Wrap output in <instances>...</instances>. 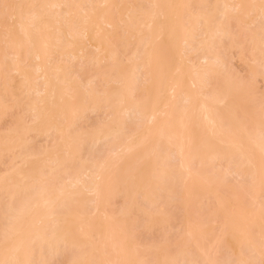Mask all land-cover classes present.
Here are the masks:
<instances>
[{"label":"rangeland","instance_id":"rangeland-1","mask_svg":"<svg viewBox=\"0 0 264 264\" xmlns=\"http://www.w3.org/2000/svg\"><path fill=\"white\" fill-rule=\"evenodd\" d=\"M34 1H36L34 3L36 8L34 7V4H32V2ZM50 1L52 2L53 0H43V1L41 0V2L38 0H30V1L29 0H0V255H2L1 254L2 252L3 254H6L4 252H7L10 255V252L8 251H10L11 249V245H12L11 243L14 244L15 242L13 241L17 240L18 237H20V234H21L20 232H22L25 226H26L25 228H28V226L26 225L28 224V222H26V220L28 219V221L29 220L31 221L32 215L34 214L37 215L38 213L41 212L40 210L41 205L39 206L40 208L39 211L36 206V208L33 207L34 210L32 211L30 210L31 213L28 212L29 216L28 214L25 215V219L24 217L22 218L21 216L20 218L21 221L19 222L14 221L15 217H17V214L20 212L18 210H20L19 205L21 204V201L23 200L22 197L24 196L25 198L26 196L29 197L30 194L32 195L34 194L33 196H35V193L36 192L38 193V189L40 188L39 187L40 185L38 184L39 181L36 182V180H38L40 176H43L42 178L45 180H47V178L52 179L54 177V179L52 180H47L48 183L50 182L49 184H47L46 182V184H43V185H42L43 179L40 178V180L42 179L40 184L42 186L44 185H46V187L48 186V189H49V191L47 189L48 196L44 195L45 197H48L50 199L49 196L54 197V195H58V193H60L59 192L60 190H62V192H64L65 195H69L71 191L73 190L72 188L69 187L70 186L69 177L75 176V175L81 176L83 173L85 174L87 172V171L85 172L86 168L88 169V167L89 168L92 167L91 165H93V162H96V165L99 163L100 167L102 168L104 165V168H105L106 161L109 160L108 163L110 162H111L110 164L113 163L112 166L113 168H115V166L117 165L116 163L118 159L120 157H123V161L121 162V165H119V167L121 166V168L117 166V168L119 169V170L117 169L118 172L115 169L117 174L113 176L110 173L112 176L109 177V179L108 178L106 179L107 182L104 180V183L106 182L105 187L102 185L103 189L105 190V191L103 190V193L106 194L105 198L101 197L102 200L103 201L105 200L104 202L106 203L105 206L102 203L104 208L95 210V204L92 202L93 195L91 193L89 194L86 190H83L80 188L78 190H83V193L81 194L83 196L80 195V196L74 197L68 202L69 204L68 207L72 206L71 208L74 207L76 210L82 209V210L87 211V213L84 212L85 213V216L83 217L84 219L83 218H81L80 220L76 219L77 220L76 222L83 223V226L84 225L87 227L89 226L88 230L92 232V233L90 232L91 235L88 236V232H87L88 230H86V227L85 229L84 227L82 229L77 228V227H82L81 223L79 225L78 223L77 224L74 223L76 226L77 225L78 226L74 227L73 225V228H74L73 231L71 229V232L69 231V233L66 234V236L64 235V240L65 241L67 240V242H69L71 246H68L65 243L66 245L65 247L63 241H59L58 238H53V237L48 236V239L51 240V243L53 245L57 241H59L58 245L55 247H52L53 246L52 244L48 243L52 245V246L50 245L48 246L45 243V245H47L46 247L44 244L42 246H38L39 244L36 245L32 243V245L30 246L27 245L28 249L26 248L23 252H22L23 248H21L22 249L20 250L22 252L21 256L22 254H26L28 252L27 254L29 256L31 255V261L33 260L32 262L34 264H77V262L80 261L81 258L82 260L83 259L85 260V257L83 256H88V257L90 256L89 257L90 261L88 260V257H86L87 260L89 261V264H107L108 259H109V262L111 260H110V257H107L108 258L107 259L105 255L110 254V256L113 255L117 259L116 256H118V254H116L115 252L118 250H122L121 245L127 242V240L124 242V241H121L122 239L121 240L119 239V241L116 239L117 243H116V246L114 247L115 252L112 253V251L114 250H111L114 245L111 246L112 248L110 247L111 249L107 248V251L109 250V253L107 251H103V253H105L104 256L107 261H105V259L103 260L104 256H102L103 254L100 251V248L103 249L104 247H102L101 245H103V243L105 242H111L112 239H114L112 237L109 238L108 228L110 227L107 226L108 231L107 230H106L107 232L105 231V228H106L105 225L108 222V220L106 219L109 218L107 216L109 214V216L111 217L109 218V222L114 225L113 227L114 228L119 227L120 229H123V231L125 230L124 231L125 234L124 235L122 234L121 236L124 238L128 237L127 239L130 240L128 242L129 244L123 245V246H128V245L130 246L125 247V249L122 251L123 258L125 256L127 259H129V261L131 260L130 264L138 260H142V261L145 260L144 262L147 261L146 263L143 262V264H159V262L161 261V258L162 259L166 258L168 260L175 259L174 261H177L176 264H179V263L184 264L185 262L189 264L192 259L189 261H187V259L189 258V256L191 257L193 253L196 254L197 257L198 256L202 257L200 261L198 260V258L200 259V257L197 258L194 256L195 258H197L198 261H200L198 262L197 260L194 259L195 260L194 262L197 261L198 264L208 263V261L206 263H203L204 254L210 257V260L212 259L214 261L216 260L214 264H236V261L245 262L244 261L245 257L247 258L246 261L250 260V263L247 262L249 264H252V262L254 264H259L260 261L261 263L263 262L262 264H264V257H262V259H259L256 257L259 261L256 259L254 262L253 258L255 256L251 255L252 252L251 254L248 255L247 253H245L246 252L245 251L243 252V255L241 256V257L244 256V258L241 259L240 257V258L235 259V257H237L236 254L233 252H232L233 254L229 253L230 250L229 249H228L229 251L227 250L228 247L226 245L222 248L221 245L217 246L220 243L216 244L215 246H217L216 248L218 252L214 250L215 246L214 245L212 246V243H213L212 241L213 240L216 241L215 238H218V236L220 237L222 236L221 235L223 233L221 232L222 223L224 222V225H225L226 221L224 220H227L225 219V216L227 215L224 216V213L231 212L233 214L237 211V208H236L237 205H235L236 203L234 202L235 195L236 197H239L238 201H240L239 199H241V205H240L241 207L239 208L242 209L243 207L245 213L249 212V214L250 213L253 214V212L255 213V211L260 205L264 206V187L263 189L260 190L261 191L260 194H257V189L252 188L254 184L253 186H251V183H253V181L255 180V179L253 180L252 178H255V177L252 176V178L251 177L248 178L249 176L248 174L247 177L244 176L243 178V176H241L242 178H240V176L238 177L236 175L237 173L233 174L232 172L234 170L236 172V168L239 167L238 165L240 163H242L241 159H239L238 157H234V159H232L231 161L224 160L225 162L221 161V163L220 161H218L220 164L219 163L217 164L216 163L217 161H215L214 164H213L214 162L213 161L211 164L210 163L211 159L209 161L207 159V162H206V159H205V162L202 160V163H199L198 159L195 160L196 162H194V164L192 165L191 170L198 171V173L194 172L197 175L202 174L203 176H205V178H203L202 180L205 181L206 179L207 182L203 181L205 185L203 182H202L203 184L200 182L201 184L194 185V188L196 187L200 188L201 195L200 194L199 195L201 197L200 196L196 197L197 200H195L194 202L191 201L192 203H189L188 198L184 199L182 197L186 196L185 194H186L187 189L185 187L190 188L189 185H192L191 183L194 180V177H192L193 175L191 176L190 174H187L186 171H184V169L181 170L182 167L180 168V164L178 165L179 162H177L179 158L175 157L176 156L175 154L170 155V158H168L170 160L168 159L165 160L166 161L164 162L165 165H163L164 163L163 164L161 163L166 153V150H165L166 146L163 143L164 142L163 138L165 137L168 138L172 135L173 127L176 129L175 134L179 135L182 132V124L184 120L187 119L188 117L187 113L189 111H187L188 109L185 110V108H187L188 106H186L187 103L184 102L183 98L181 99L179 98V100L176 99L172 101L173 107L170 109L165 108L162 112L163 114L165 113L166 115H169V114H172L171 111L174 110L172 114L173 121H174L173 127L169 125L166 126L165 124L162 127V130L159 133V136L154 138L155 140L153 142L152 141L149 143L146 142L147 144L144 143L143 145L141 144V146L139 145L140 147L137 146L138 148L135 149L134 153L123 154V153H120L122 150L121 151L119 150L118 152H112V149H114L119 144L127 145L129 140L132 137L136 138V136L138 137V135L145 133L146 130L149 131L150 129L154 128V126L156 128H159L157 126L159 125L161 126V123L159 124V122H161V119L159 120L157 117V122H152V121H149V119H146L145 116H144L145 118L144 117L142 118V116L140 117L139 114L136 115L134 113H133L134 115L132 114V116L130 117L128 115L126 116V118L121 116L119 117L120 120L124 121L125 125L127 126L126 127L127 130L125 134L122 135L121 138L119 139L112 138L110 140L102 141L99 143L95 141L94 135H96L97 132L99 133V131L103 130L105 127H109V126L111 127L112 124H114L115 122L117 123L116 118L118 119L117 116H120V115H119V110L117 111L116 109H120V111L122 109V105L119 103L118 98H120V96L123 94L126 88V81L133 79L134 83L137 84L138 82V85L140 84L141 86L143 83L142 81L147 79L143 75L144 74L143 70H145L143 66L145 63L144 60H146L148 50L151 51V49L158 47L164 52V54L162 52V56L160 55L161 57L160 56L158 57L159 62L157 63L158 64L157 67L159 66V69L161 71L160 78L165 81V84L168 85L169 82H171L172 80L174 81V79H176L179 76L178 75L179 73L175 71L177 65L182 66V63L183 64L185 63L183 68L187 66L188 71L191 72L190 74L193 73L194 71L193 64L198 65V63L200 62V61L198 62L199 58H201V56L204 55V52L202 51L204 44H198V43L202 40L205 41L206 36L200 33L199 38L201 36L202 37L204 36V38L202 39L201 37L200 39L202 40H199L198 38V42L195 41V45H194L195 52L193 50H190V52L193 51L191 54L189 52H186L188 54L184 52L182 53L180 49L179 50L182 55L180 53L177 54L178 53L177 51H179L177 50V48L178 47L181 48L182 45L179 46V43L177 44L174 43V40H173L174 37H172L173 39L166 38V39H163L162 42L159 41L155 43L154 45H152L153 48H151L150 44H148L149 45L148 48L150 49L144 48L146 45L145 41L148 38H151L149 37L150 35L149 33L151 31L152 33L154 32L156 33L157 30L159 29L158 32L160 31L164 32L170 26V23H168L169 24L168 26L165 21L163 22L161 19L160 20L155 19L154 16L150 14L152 13L151 10H153V9H150L152 8L151 5L153 4L154 6L155 0H108L107 4L103 3V0H66L67 2L65 1V3L62 4L60 8L56 7L55 9H52L51 12H47L51 14V17L49 18L51 20L48 19L49 20L48 25H50L51 27L53 26V28L55 29L53 31L57 33L55 35L56 36L55 41H54L55 43L54 42L51 43V48L49 49V51L50 50L51 51L48 52V55L49 53L51 54L50 58L52 59L50 60L49 58V61H46V59L48 60V58H46L44 63L49 62L48 64L50 65V67L47 69H50L53 66L55 68L62 67L63 70L66 73H68V75L66 74L68 77V78L66 77L67 82H68L66 86H69L70 84V86L71 85L75 86L78 90L77 91L78 94L72 96L73 94H75L74 92H72L71 93L72 95H66V97L63 98V101L65 103L71 104L73 102L75 104L76 110L77 111L79 110L80 112V113L79 112L77 113L79 114V117L77 116L78 118L75 119L76 122L75 120H73L74 123H76V125L72 124V125H75L74 126L75 128L72 127V125L70 126L71 128L69 127L70 130L69 128H66L68 132L70 131L69 133H72L75 139L78 137L77 138L78 141L74 140L72 147L76 146L77 150L80 148L79 149L80 151L78 150L79 151L78 154L76 151V154H77L76 158L70 160L71 158H69L65 154L66 153L65 148H63L64 150L61 149L63 147L64 141L59 135L57 136V132L54 128L55 126L57 127L56 125L57 123L58 125L60 124V126L63 125L61 118L58 117L57 118L58 120L54 118V119L49 120L48 122L43 121L42 122L43 124L47 122V124L45 125L41 124L40 122L37 124L35 123L36 122L35 121L36 118L34 117L35 112H33L31 108H33L32 107L33 103H35V101L36 102L38 101V98H36L37 95L36 93H34V91H32L30 86L27 85L28 83L25 82L24 78H22L18 73H16V70H15L16 69L15 67L18 66L19 68L22 69L23 73L28 76V79L32 81L37 80L39 78L40 75L38 74L39 75L38 76L35 72L37 71L36 69H37L38 64H40L41 62L34 59L33 52L39 49L40 47H42L40 38L42 39L43 37L42 35L45 34L46 28L42 27V29H44L43 31L41 30L42 25L40 26L35 25V27L31 26L32 27L31 31L33 35L35 34L34 36H36V38H34L33 41L29 43L26 42L25 35L23 34L22 31H24V26L28 22L27 20H29L30 17L33 15L31 14L34 12L33 10L41 12L42 11L41 7L44 8L43 10H45L44 6H46L48 2L51 3ZM54 1H57V0H54ZM168 1H165V2L169 4ZM170 1L173 2L174 0H170ZM181 1L179 0L178 2H181ZM185 1L186 0H184V2ZM27 2L28 4L31 2L30 4L32 5H29L30 6L29 7ZM37 2H40L42 4L37 3ZM63 2L64 1L62 0V3ZM187 2H189V0ZM227 2H229V0H192L191 2H189V4L185 5L184 7L182 8L179 7L181 8V12L178 6H177V9H179L180 17L182 16L181 19L184 20V21L182 20L181 21H182V24L185 30H189L190 28H192V25H190L189 22H191V19H193V17L197 18L199 15H203V16L205 15L204 17L208 16L209 18H211V24H210L211 31H215L221 25L228 27L230 29L229 31H231V37L228 38L229 36H227L228 39H224V38L218 39V37H217V40L214 39L215 40L214 45H213L214 47H212L213 48L212 56L214 57L216 55V57H219L221 61L220 63L223 62V65L222 64L219 65L218 68L220 67V70L216 74H213L212 77H210L211 78V81L209 82L210 84L208 88H206L207 91L208 90L209 91L207 92L205 89L206 92L205 91L204 92L206 94L207 93L209 94V92L211 93L212 91L213 93H216V94H224V93L229 92V95H230V98L226 101V103H223V105L216 106V107L214 106L215 104L212 105L213 107H215L213 109H217L216 110L217 114L220 116L221 114L226 113L225 115H223L225 117L229 115L227 114V112L229 111L228 113H230L231 112L230 109H231L232 111H234L233 113L231 112L230 114L234 115L235 123H239V124H242L245 122L247 123L250 121V119L252 121L253 118L257 119L261 123H264V42H263L264 40L263 39L264 38V18L260 16V13H259V16L262 19L258 18L259 16L257 17V15L253 12L259 9L260 7H264V3H262L261 1L259 2V1H254V0H242L245 10L241 13H238L239 12L238 11L236 14V11H233L231 9L232 7L227 6L229 5V3ZM237 3L238 2L235 3V0H234L233 7H236L237 5L235 4ZM170 4H173V3H170ZM182 4H183V1H182ZM232 4L233 3L231 2L230 6H232ZM25 6H27V9H25L26 8ZM226 6L228 8H226ZM28 8H31V10ZM229 10H232L231 13L233 15L231 13H228ZM15 11H17V13L19 12L17 16L15 15L16 13ZM224 12H225V15H222ZM252 12L254 14H251ZM227 13L229 15H232L230 16L232 20L229 16L228 18L230 21H227L226 18H221V17L228 15ZM170 17L173 18V16H170ZM253 17H256L259 20L257 21L256 18H254L256 21L253 22L254 21ZM150 20H151L152 26L148 24L150 23ZM57 21L61 23L59 25H55ZM105 21L111 22L114 26L108 27L107 25L105 26L102 25L104 27L102 28L100 32H98L96 30V25L102 24ZM251 22L255 24L251 25L252 24ZM161 26L162 28H164V30L161 28ZM176 28L178 27H175V29ZM56 29H58V31ZM84 29H88L87 33L83 31ZM48 30L50 31L51 28H49ZM70 33L75 35L74 39L69 37ZM88 38L91 39L92 41L90 42ZM169 39H171V41H168L167 43V40ZM94 41L97 43L106 44L107 54L103 53L104 55H102L103 56L102 57L100 55L101 53L99 54V51L96 50L97 43H95ZM142 41L144 42V45H142L143 43ZM148 41L149 39L146 42ZM6 42L7 44L9 43V46L6 44ZM140 45L142 46L140 47ZM17 47H18V50H16ZM158 48H155V49H158ZM81 49L85 50L83 51L84 55L79 54V57L76 59L75 58L68 59L69 57H67L66 59V57L64 56V53L69 54L73 51H79ZM145 49H147L146 52L143 51ZM155 49L154 51H156ZM186 49H189V48H186ZM14 51H21L24 53V54L20 53L22 55L20 59L23 58V55H24V58L22 60L19 59L21 61V63L19 64H16L17 59H15V56L12 55L13 53L14 54L16 53ZM142 52H145V54ZM62 54L64 58L62 57ZM139 55L143 56L144 58H138ZM189 55H191L192 58H191V61L187 63L188 62L187 59H190V57L187 58V56ZM142 63H143V66L141 67ZM160 65H162V67H160ZM135 67L136 68L141 67L140 70L138 69V74H135V71H133ZM132 71L134 73H132ZM139 71L142 72V74L139 73ZM64 74L65 73H63V75ZM142 75L144 76V78H142L143 77ZM29 76L31 78H29ZM183 76L184 75H182V78H184ZM60 79L64 80L62 79V76H61V78L59 77L58 81L56 80L54 81H56V83L59 85L61 81ZM147 82H144V83H146L147 85ZM155 82L156 83L158 82L157 79ZM185 82H186L185 87L187 91L189 90L188 92L191 93V89H188L190 85H188L187 77H185ZM156 83L152 84L151 86L148 85L150 89L153 90V92L154 90H156L155 89ZM62 85L63 83L61 81V86ZM144 85L142 86L144 87V89H140V87L138 86L139 91L137 90L136 92H134V96H133V101L138 102L140 105H143L145 102H147L148 104V100H149L150 93H149L148 87ZM185 87H183L184 91H186V89H184ZM195 92L197 93L198 90L196 89ZM89 94L91 96L95 94L97 99L93 102H89L90 100L88 101V99H91L90 98L91 96H89ZM169 96L170 94L169 95L166 94L164 99L165 100L169 99ZM106 97H110V99L112 100V103H110V105L104 104V100ZM155 97L156 95L155 93H153L151 95V98L153 99ZM72 98L73 99L75 98L76 100L71 101ZM207 103L209 105V102ZM216 104L219 105L218 102ZM145 106H146V103H145ZM93 107H97V109H95L94 111V109L92 110ZM141 108L144 109L145 108L144 105ZM140 110L142 111V109ZM111 111L118 112V115L115 116V120H114V116L110 115ZM208 113L209 112H207V114ZM158 114H159V117L162 115V114L160 115L159 112L157 113V115ZM165 114L163 116H166ZM212 115L214 114L212 113ZM206 116H208L206 115V112L202 111L200 113L192 114L190 118L193 120L202 121L205 119ZM230 116L228 118H230ZM113 120L115 121L114 123H112ZM70 123H72V121ZM156 123H158L159 125ZM40 124L42 125L43 128L47 127L48 130L46 131L40 126L39 128H41L40 129L41 131H39L37 129V125L39 126ZM52 124H54L55 126L52 127L53 129L50 127L52 130L51 129L49 130V126H51ZM225 124H227V122H225ZM61 127H64V126H61ZM202 128L203 127H198V126H195V127L192 126L191 129L189 128L190 132L191 130H193L192 133L193 135L195 134L194 138L196 140L194 142H191L190 140L186 141L187 150L189 149L192 150L193 148H197V147L199 148V150H201L203 147H205V143L209 140L217 141V139L218 140L221 139L223 140L221 143H223L224 140H226L227 138H233V134L231 133H226V132L221 133L220 132L221 134L218 135V133H216L218 131L217 130L214 131L213 128L212 130L206 129V128L202 129ZM242 133H241L242 135L240 134L241 136L239 137H240V140L245 142L247 137H245L246 135L244 134V132ZM248 133L250 134L251 132H248ZM228 145L229 144L224 143V144L219 145L217 148L220 151H224L228 147ZM255 146L256 145H254V147ZM56 147L61 149V151H57L56 153H54L56 151L54 150V148L57 149ZM156 147H159V148H157L156 150ZM167 151L169 154L171 153V151L170 152L169 150ZM258 151L254 149L252 146V150L248 149L246 154L250 155L251 153L252 158H254V156L255 158L264 157L263 154L262 153L259 154ZM190 154L188 155L189 157H190ZM261 154L262 156H260ZM25 155H27L28 158L31 156L30 158L32 159L28 160L27 156ZM50 155H52L50 159L52 157H55L59 160L58 162L62 163V165L58 163L60 166L56 164L58 167H60L59 171L57 170L58 168L55 169L56 167L55 162L53 163L51 162V164L48 163V165L46 164L47 163L46 161L44 162V160H48L47 156L49 158ZM189 157H187V159L185 160L188 161ZM176 158L178 159L176 160ZM257 158H256L257 160L256 162L258 163L259 162L258 160L260 158L258 159ZM115 159H117V161ZM103 160L104 161L106 160V161L104 162ZM114 160L116 163L114 162ZM227 160H230V159H227ZM25 161L26 162L28 161V162L26 163ZM102 161L104 164H101ZM43 162L45 165L43 164ZM257 163L255 167L256 168L258 167L260 169L258 170L260 173H258L257 171V174H256V176L258 177L259 174L261 175V173L262 174L264 173V162H259L258 166H257ZM45 166L47 168H45ZM50 166H52L51 169H50ZM109 166L107 165L108 168L111 167ZM244 168L246 167L244 166ZM244 168H243L244 171L249 170L247 168L246 169ZM56 170L57 172L55 174L54 171ZM112 170L113 172L115 171L114 169ZM61 171L62 173H60ZM63 171L65 172L63 173ZM160 172L161 173L164 172L165 173L164 176L168 178L167 180L169 183H167L168 184L167 188L168 189L170 188L172 193H170L171 192L170 189L168 190L170 191L169 196H168V193L167 195L163 193L165 191H163L162 193L160 192L161 194L157 193L156 194L157 196H154L151 198V199H154L153 200L154 204L153 203L151 204L142 197V194L140 196L139 191L142 190V193L145 191L140 186L142 185V182L143 184H145V182L148 183L152 181V178L153 180L154 178H157L156 176L160 174ZM229 172L230 173L232 172V173L230 174ZM58 173L60 174L58 175ZM85 177L86 176L83 177L84 180H88L89 177H86L87 179ZM23 178L24 179L26 178L27 179L26 181L31 179V182L26 183L28 185L30 183L29 186L25 184L26 186H28V188H26L25 185H23L25 183ZM33 178H35L34 184L32 183ZM8 179H11L10 182ZM21 179L24 182L23 184L21 183L22 182ZM130 181H132L133 183L130 184L131 183ZM17 182L18 184H16ZM210 182L211 184H213L212 186ZM120 184L122 185L128 184L129 187L126 186L125 188L122 189V192L118 191V193L113 192L114 190L111 189L113 193H109L108 191L110 190L109 188L114 187L115 189L117 187L116 185H120ZM207 184H209L210 187L207 186L208 188L206 189L205 186ZM216 184L218 187H215ZM17 185L18 186L20 185V187H16ZM21 186L24 192L26 191L25 193L21 192V189H22ZM135 186L136 187L139 186V189L135 188ZM192 187L193 185L191 186L190 189L195 190ZM16 188H18L17 190H20V192L18 191L20 193V198H19V193L18 195L16 194L17 193ZM199 188L198 189L196 188L198 192H199ZM204 189H206L207 191ZM208 189L211 190L212 192L209 191ZM14 192L16 195L14 197L12 196L13 198H15L13 200V198H11V195L12 194L14 195ZM106 192H108L109 194ZM195 192L193 191V193ZM204 193H206V195L208 194L209 196L211 194L213 195L214 193V197L210 198L209 200V198L207 197L208 195L206 196ZM158 194L162 196H158ZM215 194L217 195L216 197H215ZM255 195L256 196L258 195L257 197H259V199L257 201L261 202L262 204L260 203L257 206L258 203L256 204L254 203L255 200L253 199L257 198L255 197ZM170 196L173 199L170 198ZM205 196L207 197V199L205 198ZM45 197H42V200L41 199L40 200L43 202L46 201V199L43 200V198ZM202 197L204 199H201ZM37 198L39 199V197ZM37 198H34V199H37ZM235 199L237 200V198ZM43 202H42V205H43L42 211L45 210L44 205H46L45 203L47 201L44 203ZM90 203H92L93 205ZM188 203L190 204V206L188 205ZM220 206L225 212L222 209H219L221 208ZM225 207L228 209H225ZM103 210L106 212H104ZM103 212L107 214L106 217L104 216ZM248 215L246 214L245 216H248ZM47 218L43 220V222H46L45 224L44 223L43 224L48 227V232H50V229H52L53 226H55L56 224L58 225L60 222L57 221L58 222L57 223L53 218L51 219V217L49 218L51 219L50 221L49 219L46 221ZM231 218L233 219L234 216H232ZM245 220L246 221L244 223L246 222L248 223L252 220V218L248 217V221L247 219ZM51 221H53V223H51ZM32 222L33 221H31V224ZM37 222L35 220V224L33 222L34 225L33 224H32L33 226L30 225L33 231L31 233L39 232L41 231V229L45 227L44 225H41L40 223L41 221L39 223ZM109 222L107 223V225L109 224V226L112 227V225H110ZM242 223L243 222L241 221V225L243 226L244 223L243 224ZM250 224L251 222L249 223V225ZM244 225L246 226L247 224H244ZM246 227L248 229V226ZM246 227H244L243 229H240V230H243L245 234H246V231L250 232L251 229L257 228V227L252 226V228L249 227L250 229L246 230L245 229ZM263 227L264 226L260 228L262 229L261 232L264 230ZM46 228L45 230H47ZM116 228H115V231L117 230ZM260 229L258 227L259 231ZM119 230L117 231V233L119 232ZM13 231L14 232L16 231L15 234H13L14 233ZM43 231L44 230H42V232ZM123 231L122 232L120 231V233H123ZM254 231L252 230L253 234H251L250 232V235H247L248 234L247 232L246 235L248 237V241L255 244L254 246L258 247L257 246L258 243H256L257 241L255 243L254 241L258 239L261 242L264 239L263 237H261V232L259 233L260 235H258V231L257 230H254ZM84 232L87 234L85 235ZM117 233L115 232V234ZM120 233H118L117 235H119ZM190 233H193V235L196 233L199 236L200 238L199 245L201 244L200 246H202V249H203L202 252H199L197 254L196 250L194 249V246L192 245V242H188V240H190L189 238L193 236L192 235L190 237ZM86 236L88 237L86 238ZM121 236H119V238ZM249 236L253 237L252 241H251L252 238L250 237L251 238L250 239ZM220 237L218 238L219 241L217 240L218 242H220ZM107 238L111 239V241H107ZM199 238H196V240ZM222 239L223 240L221 244L223 246L224 237ZM9 241H10L9 243L10 246H8V248L10 247V249H7L6 245H8L7 243ZM199 241L197 240V242ZM81 242L82 244L80 245H83V246H81L80 248L73 246V244H79ZM83 242L85 244H83ZM186 242L187 244H185ZM184 244L186 245L184 246V250H186L188 258H186L185 255L183 254L184 255L183 258L186 259V261H184L183 263L182 256L180 257L179 255H181V253L184 251L183 250ZM262 244L259 243V246L261 247ZM211 246L213 247L212 249H210ZM248 246L249 247H247L246 250L248 251L249 249L248 252L250 253L251 251L250 243L248 244ZM48 247L49 249L51 250L53 249V250L52 251L48 250ZM57 247H59V250L57 249ZM190 247L193 249H191ZM218 247H220L221 249L219 250ZM5 248L7 249V251H4ZM260 249L262 250V248ZM55 250H58L60 252L55 253ZM11 252H12V249H11ZM119 252H120L119 256H121V251ZM189 253L190 255H188ZM27 254H26V257H27ZM230 254H232L234 258ZM113 256L111 257V259H113ZM22 257L20 258L21 259L20 262L23 261ZM123 258L121 257L120 259L123 261ZM13 259L15 260L14 257ZM118 259H117V262H119ZM5 261H3L2 259V263L0 264H4V263L8 264L7 260ZM109 262L108 264L111 263ZM117 262L116 264L124 263V262L123 263L122 262L117 263ZM211 262L213 261H209L208 264H211ZM12 264H23V263L12 262Z\"/></svg>","mask_w":264,"mask_h":264},{"label":"bare ground","instance_id":"bare-ground-1","mask_svg":"<svg viewBox=\"0 0 264 264\" xmlns=\"http://www.w3.org/2000/svg\"><path fill=\"white\" fill-rule=\"evenodd\" d=\"M30 1V0H29ZM38 1H40L41 2V0H38ZM43 1V0H42ZM64 2L62 3V0H57V1H50L51 3H47L46 4V6H44L45 7V10H43L44 8L43 7H41V9H42V11L40 12V11H36V10H33L32 12L33 13H31V14H33L31 17H30V19L29 20H27L28 22H27V24L24 26V31H22L23 32V34L25 35V39H26V42H31V41H33V39L34 38H36V36H34L33 35V33H32V31H31V28L34 26L35 27V25L36 26H40V25H42L41 26V30H43L44 31V29H42V27L43 28H46L45 29V34L44 35H42L43 37H42V39L40 38V40H41V46L42 47H40L39 49H37V50H35L33 53H34V59L35 60H38L39 62H41L40 64H38V66H37V71L35 72L38 76H39V78H38V76H37V80H34V81H32V80H30V79H28V76L26 75V74H24L23 73V71H22V69L21 68H19L18 66H16L15 68V70H16V73H18L22 78H24V80H25V82L26 83H28L27 85H29L30 86V88L32 89V91H34V93H36V95L38 96H36V98H38V101L36 102L35 101V103H33V105H32V107L33 108H31V110L33 111V112H35V123L37 124V123H41V124H43L42 122L44 121H49V120H51V119H54V118H61V121L63 122L62 124L63 125H61V126H64V127H61L60 126V124L58 125V123L56 124V123H54V124H56L57 125V127L54 125V124H52L51 126H49V130L53 127V126H55L54 128H55V130H56V132H57V136L59 135L62 139H63V141H64V144H63V147L61 148V149H63V148H65V154H66V156H68L69 158H71L70 160H72V159H75L76 158V155L78 154V152L80 151L79 149V151L77 150V148H76V146L75 147H72V145H73V142H74V140H76V141H78V137L75 139V137H73V135H72V133H69L68 132V130L66 129V128H69L72 124H75L76 125V123H74V121L73 120H75V119H77L78 117H79V114H77L78 112H79V110L77 111L76 110V107H75V104L72 102H70L71 104H69V103H65L64 101H63V98L64 97H66V95H72L71 93L72 92H74L75 94H73L72 96H74V95H76V94H78L77 93V88L75 87V86H70V84H69V86H66L67 85V75H68V73H66L64 70H63V68L62 67H58V68H55L54 66L52 67V68H50V69H47V68H49L50 67V65L46 62V63H44L45 62V59L46 58H48V60L46 59V61H49V58H50V53H49V55H48V52H50L49 51V49L51 48V43H53L54 41H55V38H56V33H55V31H53V30H55L54 28H53V26L51 27L50 25H48L49 23V20H51V19H49L50 17H51V14H49V13H47V12H51V10L52 9H55L56 7L58 8H60L61 6H62V4H64L65 3V1L66 0H63ZM165 1H168V0H155V2H154V6H153V4L151 5V7L152 8H150V9H153V10H151V12L152 13H150L152 16H154V18L155 19H161L163 22L165 21L166 23H167V25L169 26V24L168 23H170V26L168 27L167 25V30L166 31H160V32H158V30H157V32L154 34V33H152V31L149 33L150 35H149V37H151V38H148L149 39V41L148 42H146L145 41V43H146V45H145V47L144 48H147V49H150V48H148L149 47V45L148 44H150L151 45V48H153L152 47V45H154L155 43H157V42H159V41H161L162 42V40L163 39H166V38H171V39H173L172 37H174V43H179V46L180 45H182L181 46V48H177V50H181V52L183 53H186V52H189L190 54L194 51L195 52V41L196 42H198V38H199V36H200V33L202 34V35H204V36H206V38H205V41H203L202 39L204 38V36L202 37V39H200L199 38V40H202L203 42H205V43H203L202 41H200V42H202V43H198V44H204V47L202 48V51L204 52V55H202L201 56V58H199V60H198V65L197 64H193V73L192 74H190L191 72L190 71H188V69H187V66H185L184 68H183V66H184V64L182 63V66L181 65H177V67H176V69H175V71L176 72H178L177 74L179 75L176 79H174V81L172 80L171 82H169V84L167 85V84H165V81L164 80H162L161 78H160V76H161V71H160V69H159V66L157 67V63L159 62L158 61V57L161 55L162 56V50L160 49V48H158V47H155V48H158V49H155L156 51H154V49H151V51H149L148 50V53H147V56H146V60H144L145 61V63H144V61H143V63H144V66H143V63H142V65H141V67L143 66V68L145 69V70H143L144 71V76H145V78H147L146 80H144V81H142L143 83H142V85L140 86V84L138 85V82H137V84L136 83H134L133 82V79H130V80H127L126 81V88H125V90H124V92H123V94L120 96V98H118V100H119V103L122 105V109H121V111H120V109H116L117 111L119 110V115L120 116H117L118 117V119L116 118V120H117V123L114 121L115 120V116L116 115H118V112L117 111H111L110 112V115H113L114 116V120L112 121V123H114V124H112L111 125V127L109 126V127H105L103 130H101V131H99V133L97 132V134L96 135H94L95 136V141L96 142H102V141H107V140H110V139H116V138H121L122 137V135L123 134H125V132H126V130H127V126L125 125V123H124V121H121L120 120V118L119 117H121V116H123L124 118H126V116H128L129 115V117L130 116H132V114L134 113V114H136V115H140V117L142 116V118L145 116L146 117V119H149V121H152V122H157V117H158V119L160 120L161 119V122H159V124L161 123V126L158 124V123H156V124H158L159 126H157V127H159V128H156L155 126H154V128H152V129H150L149 131H145V133H143V134H140L141 135V137H140V135H138V137L136 136V138L135 137H132L130 140H129V142H128V144L126 145H123V144H119V145H117L114 149H112V152H118L119 150L121 151L120 153H123V154H126V153H134V151H135V149H137L138 147L137 146H141V144L143 145L144 143H149V142H153L155 139L154 138H156L157 136H159V133L161 132V130H162V127L166 124V126H171V127H173V123H174V121H173V116H172V114H173V112H174V110H172L171 112H172V114H169V115H166L165 113V115L166 116H163L164 114L162 113L163 112V110L166 108V109H170V108H172L173 107V104H172V101H174V100H179V98L181 99V98H183L184 99V102H186L187 103V105L186 106H188L187 108H185V110H187V111H189L187 114V119H185L184 120V122H183V124H182V132L179 134V135H176L175 133H176V129L173 127L172 128V130H173V132H172V135L170 136V137H165V138H163L164 140V145L166 146V148H165V150H166V153H165V156L163 157V159H162V161H161V163L163 164L164 162H166L165 160H167L168 158H170V155L171 154H175L176 156L175 157H178L179 158V160L177 161V162H179L178 163V165L180 164V168H181V170H183L184 169V171H186V173L187 174H190L192 177H194V180L192 181V185H193V187L192 188H194V185H198V184H201L204 180H202L203 178H205V176H203L202 174H199V175H197L196 173H198V171H193V170H191V167H192V165L194 164V162H196L195 160H197L198 159V161H199V163H202V160L205 162V159H206V162H207V159H208V161L210 160V163L212 164V162H213V164L215 163V161H217L216 163L218 164L219 162L218 161H220V163H221V161H224V160H226V161H231L232 159H234V157H238L239 159H241V162L242 163H240L238 166L240 167H235L236 168V172H235V170L234 171H232L233 172V174H236L238 177L240 176V178H242L241 176H243V178H244V176H246L247 177V175L249 174V176H248V178L249 177H251L252 178V176L253 177H255V178H252L254 181H253V183H251V186H253V184H254V186L252 187L253 189H257V194H260V190L261 189H263V187H264V173L262 174L261 173V175L259 174V178L256 176V174H257V171L258 170H260L258 167L256 168L255 166H256V158H255V156H254V158H252L251 157V153H250V155L249 154H246L247 153V151H248V149L249 150H252V146H253V148L254 149H256L257 151H258V153L260 154V153H262L263 154V156H264V136H262V135H264V123H261V122H259L257 119H255V118H253L252 119V121H251V119H250V121L249 122H245V123H242V124H239V123H235V119H234V115H231L230 113L232 112H234V111H232L231 109H230V113H228L227 112V114H229L228 116H223V115H225V114H221V116L220 115H218L217 114V109H213V108H215L216 106H220V105H223V103H226V101L230 98V95H229V92H227V93H224V94H216V93H213V91L210 93L209 92V94L207 93H205L206 91H207V89L206 88H208V86H209V82L211 81V78L210 77H212V75L213 74H216L219 70H220V67L218 68V66L219 65H223V62L222 63H220L221 61H220V58L219 57H216V55L213 57L212 55H213V48L212 47H214L213 45H214V42H215V40H217V37H218V39H221V38H224V39H228V38H230L231 37V31H229L230 29L228 28V27H226V26H219L215 31H211L210 30V24H211V18H209L208 16H206V17H204L203 15H199L197 18H194L193 17V19H191V22H189L190 23V25H192V28H190L189 30H185V28H184V26H183V24H182V21H184V20H182L181 18H182V16L180 17V13H179V9H180V12H181V8L182 7H184L185 5H187V4H189V2H191L192 0H189V2H187L188 0H186L185 2H184V0H182L183 1V4H182V1L181 2H178L179 0H174L173 2H171L170 0L168 1L169 2V4L167 3V2H165ZM254 1H261L262 2V0H254ZM36 1H34V2H32V4H34ZM40 2H37V3H40ZM67 2V1H66ZM177 2V3H176ZM187 2V3H186ZM226 2V1H225ZM231 2L233 3L232 4V6H230L231 5ZM236 2H238L237 4H235V5H237L236 7H233L234 6V0L233 1H231V0H229V2H227V3H229V5H227L228 7H232L231 9L233 10V11H236V14H237V12L238 13H241V12H243L245 9H244V4H243V2H242V0H235V3ZM31 3V2H30ZM28 4V2H27V4H28V6L29 5H32V4ZM103 3H105V4H107L108 3V0H103ZM170 3H173V4H170ZM174 3H175V5H174ZM184 3H186V4H184ZM26 4V5H27ZM40 4H42V3H40ZM180 6H179V5ZM40 6V5H39ZM177 6H178V8L179 7H181V8H179V9H177ZM226 6V8H228ZM26 8L25 9H27V6H25ZM30 7V6H29ZM33 7V6H32ZM31 7V8H32ZM34 7H35V4H34ZM154 7V8H153ZM31 8H28V9H30L31 10ZM36 8V7H35ZM38 8V7H37ZM234 8H236V9H234ZM33 9V8H32ZM40 9V8H39ZM58 10V9H57ZM183 10V9H182ZM232 10H229V12L228 13H231V11ZM19 11V10H18ZM258 11V12H257ZM16 13H17V11H15ZM174 12V13H173ZM256 15H257V17L259 16V13H260V16L261 17H263L264 18V7H260L259 9H257L256 11H253ZM251 13V14H254V13ZM15 13V15L17 16L18 15V13L16 14ZM173 13V14H172ZM227 13V14H228ZM171 14V15H170ZM232 14V13H231ZM14 15V16H15ZM182 15V14H181ZM222 15H225V12L222 14ZM233 15V14H232ZM232 15H226V16H224V17H221V18H226L227 19V21H230L229 20V18H228V16L230 17V16H232ZM256 15H254V16H256ZM170 16H173V18H171ZM260 16L258 17V18H260ZM29 17V16H28ZM204 17V18H203ZM171 18V19H170ZM180 18V19H179ZM231 18V17H230ZM254 18H256V17H253V19ZM49 19V20H48ZM164 19V20H163ZM260 19H262V18H260ZM167 20V21H166ZM173 20V21H172ZM182 20V21H181ZM223 20H225V19H223ZM231 20H232V18H231ZM256 20L258 21L259 19H257L256 18ZM255 19H254V21L253 22H255L256 21ZM52 22V21H51ZM173 22H174V24H173ZM253 22H251L252 24L251 25H253V24H255V23H253ZM61 22H59V21H57L56 23H55V25H59ZM176 23V24H175ZM184 23V22H183ZM150 26H152L151 25V20H150V23H148ZM102 25H107L108 27L110 26V27H112V26H114L111 22H109V21H105V22H103L102 24H97L96 25V30L98 31V32H100L101 30H102V28L104 27V26H102ZM176 25V26H175ZM32 26V27H31ZM165 26V27H166ZM178 27V28H176L175 29V27ZM56 27V26H55ZM49 28H51V30L49 31L48 29ZM161 28H162V26H161ZM161 28H160V30H161ZM163 30H164V28H162ZM47 30V31H46ZM57 31H58V29H56ZM87 30L88 29H84L83 31L85 32V33H87ZM199 33V34H198ZM84 34V33H83ZM89 35V34H88ZM198 35V36H197ZM222 36V37H221ZM227 36H229L228 38H227ZM24 37V36H23ZM69 37L70 38H72V39H74L75 38V35L74 34H72V33H70L69 34ZM87 37H89V36H87ZM177 38V39H176ZM83 39V38H82ZM89 39V38H88ZM151 39V40H150ZM171 39H169V40H167V43H168V41H171ZM196 39V40H195ZM215 39V40H214ZM264 39V38H263ZM90 40V42L92 41L91 39H89ZM172 40V41H173ZM177 40V41H176ZM179 40H180V42H179ZM214 40V41H213ZM6 41V40H5ZM7 42H8V40H7ZM7 42H6V44H7ZM95 42V41H94ZM143 42V41H142ZM141 42V43H142ZM165 42H166V40H165ZM263 42H264V40H263ZM55 43V42H54ZM95 43H97V42H95ZM140 43V44H141ZM181 43V44H180ZM221 43V42H220ZM161 44V43H160ZM8 46H9V43L7 44ZM97 45V47H96V50H98L99 51V54L102 56V55H104L103 53H106L107 54V46H106V44H102V43H97L96 44ZM142 45H144V42L142 43ZM142 45H140V47L142 46ZM148 45V46H147ZM159 45V44H158ZM147 46V47H146ZM193 48V49H191V48ZM186 48H189V49H186ZM16 49V48H15ZM20 49V48H19ZM94 49V48H93ZM147 49H145V50H143V51H145L146 52V50ZM185 49H186V51H185ZM16 50H18V47H17V49ZM95 50V49H94ZM161 50V51H160ZM180 50L179 51H177L178 53L177 54H181V52H180ZM190 50H193L192 52H190ZM83 51H85V50H83V49H81V50H79V51H73V52H71V53H69V54H66V53H64V56L66 57V59H67V57H69L68 59H72V58H78L79 57V54H83ZM97 51V52H98ZM14 52H16L15 54L13 53L12 55H14L15 56V59H17V61H16V64H19V63H21V61L20 60H22L23 58H24V55H23V58L22 59H20L21 58V54L20 53H22V54H24L23 52H21V51H14ZM30 52V51H29ZM96 52V51H95ZM145 52H142V53H144L145 54ZM31 53V52H30ZM29 53V54H30ZM52 53V52H51ZM141 54V53H140ZM163 54H164V52H163ZM186 54H188V53H186ZM84 55V54H83ZM97 55H98V53H97ZM99 55V56H100ZM182 55V54H181ZM49 56V57H48ZM64 56H63V54H62V57L64 58ZM98 56V57H99ZM107 56V55H106ZM138 56V55H137ZM160 56V57H161ZM177 56V55H176ZM11 57V56H10ZM61 57V58H62ZM103 57V56H102ZM105 57V56H104ZM190 57V59H187V63H189V61H191V55H189V56H187V58H189ZM13 58V57H12ZM25 58H26V56H25ZM137 58V57H136ZM138 58H144L143 56H140L139 55V57ZM179 58V57H178ZM217 58H219V59H217ZM20 59V60H19ZM52 58H50V60H51ZM102 59V58H101ZM100 59V60H101ZM162 59V58H161ZM160 59V60H161ZM202 60V61H201ZM186 63V64H187ZM195 63V62H194ZM46 64V65H45ZM49 66H48V65ZM180 64V63H179ZM201 64V65H200ZM18 67V68H17ZM141 67H138V68H134L133 69V71H135V74H138V69L140 70L141 69ZM160 67H162V65H160ZM141 70V71H142ZM162 70V69H161ZM132 71V73H134ZM15 72V71H14ZM71 72V71H70ZM63 73H65L64 75H63ZM74 73V72H73ZM139 73H141L142 74V72H140L139 71ZM67 74V75H66ZM140 74V75H141ZM70 75V74H69ZM74 75V74H73ZM142 75V76H143ZM180 75H181V77H180ZM182 75H184L183 77L184 78H182ZM61 76H62V79H64V80H61L62 81V83H63V85L61 86V81H60V83H59V85L56 83V81H58L59 80V77L61 78ZM64 76V77H63ZM138 76V75H137ZM144 76L142 77V78H144ZM67 77V78H66ZM139 77V76H138ZM185 77H187V80H188V85H190V87H192V88H190V87H188V89H191V93L190 92H188L187 91V89H186V82H185ZM29 78H31L30 76H29ZM140 78H141V76H140ZM156 79H157V83L155 82L156 81ZM54 80H56V81H54ZM141 80H143V79H141ZM147 80H148V82H147ZM177 80V81H176ZM144 82H147V85H146V83H144ZM154 83H156L155 84V89L156 90H154V92H153V90L152 89H150V87L149 86H151L152 84H154ZM146 85L147 87H148V90H149V100H148V104H147V102H145L146 103V106H145V103L143 104L144 105V109L143 108H141V107H143V105H140L138 102H134L133 101V96H134V92H136L137 90L139 91V89H138V86L140 87V89H144V87H142L143 85ZM144 85V86H145ZM149 85V86H148ZM28 86V87H29ZM64 86V87H63ZM77 86V85H76ZM71 87V88H70ZM142 87V88H141ZM183 87H185L184 89H186V91H184L183 90ZM153 88V89H154ZM145 89H146V87H145ZM181 89H182V91H184V92H182L181 91ZM195 89V90H194ZM196 89L198 90V92L196 93L195 91H196ZM205 89H206V91H205ZM194 92H193V91ZM205 91V92H204ZM209 91V90H208ZM207 91V92H208ZM90 93V92H89ZM153 93H155V95H156V97L155 98H151V95L153 94ZM166 94H170V96H169V99H167V100H165L164 99V97H165V95ZM93 95V94H92ZM106 95V94H105ZM89 96H91L90 94H89ZM89 96H88V98H89ZM35 98V99H36ZM91 99H88V101L89 102H93V101H95L96 99H97V97L95 96V94L93 95V96H91L90 97ZM150 98H151V100H150ZM73 100H76L75 98L73 99L72 98V100L71 101H73ZM182 101V100H181ZM225 101V102H224ZM207 102H209V105H208V103ZM218 102V104L219 105H217L216 103ZM220 102V103H219ZM37 103V104H36ZM110 103H112V100L110 99V97H106L105 98V100H104V104L105 105H110ZM185 103V104H186ZM142 104V103H141ZM215 104V105H214ZM42 105V106H41ZM212 105H214L215 107H213ZM40 108H39V107ZM101 108V107H100ZM206 108V109H205ZM94 109V111H95V109H97V107H93L92 108V110ZM99 109V108H98ZM140 109H142V111L140 110ZM213 109V110H212ZM144 110H145V112H144ZM207 110V111H206ZM149 111V112H148ZM186 111V112H187ZM202 111H204V112H206V115H208V116H206L205 117V119L204 120H202V121H200V120H193V119H191L190 117H191V115L192 114H194V113H200V112H202ZM211 111H212V113L214 114V115H212V113H211ZM216 112V114H215V112ZM32 112V113H33ZM160 113V117H159V114L157 115V113ZM170 112V113H171ZM207 112H209L208 114H207ZM80 113V112H79ZM121 113V114H120ZM34 114V113H33ZM133 114V115H134ZM233 117H231V116ZM78 116V117H77ZM112 116V117H113ZM230 116V118H228ZM144 117V118H145ZM58 120V119H57ZM121 122H120V121ZM53 121H55V120H53ZM60 121V120H59ZM72 121V123H70ZM47 122L45 123V124H47ZM58 122V121H57ZM75 122H76V120H75ZM120 122V123H119ZM225 122H227V124H225ZM35 124V125H36ZM37 125V129L39 130V131H41L40 129L41 128H43L42 127V125ZM45 124H43V125H45ZM75 125H72V127H74ZM155 125V124H154ZM41 126V128H39ZM192 126H198V127H203V128H206V129H210V130H212V128L214 129V131L215 130H217L218 132H216V133H218V135L219 134H221V133H223V132H226V133H231V134H233V138H227L226 140H224V142L223 143H221L223 140H218L217 139V141H211V140H209V141H207L206 143H205V147H203L201 150H199V148L197 147V148H193L192 150H187L186 148V141H188V140H190L191 142H194L196 139L194 138L195 136V134L193 135V133H192V131L193 130H191V132H190V130H189V128L191 129L192 128ZM51 127V128H50ZM71 128V127H70ZM70 128H69V130H70ZM75 128V127H74ZM186 128H188V129H186ZM197 128V127H196ZM202 128V129H203ZM43 129H45L46 131L48 130L47 129V127L45 128H43ZM53 129V128H52ZM51 129V130H52ZM164 129V128H163ZM194 129V128H193ZM54 131V130H53ZM67 131V132H66ZM73 131V130H72ZM49 132V131H48ZM221 132V133H220ZM242 132H244V134L246 135L245 137H247V139L245 140V142H243L242 140H240V137L239 136H241L243 133ZM248 132H251L250 134L248 133ZM242 133V134H241ZM241 134V135H240ZM138 138V139H137ZM129 139V138H128ZM127 139V140H128ZM146 143V144H147ZM229 144L228 145V147L224 150V151H220V150H218V146L219 145H221V144ZM19 144V143H18ZM252 145V146H251ZM254 145H256L255 147H257V148H255L254 147ZM21 146V145H20ZM19 146V147H20ZM78 146V145H77ZM139 146V147H140ZM22 147V146H21ZM114 147V146H113ZM57 149H55L54 148V150H56L54 153H56L57 151H61V149H59L58 147H56ZM157 148H159V147H156V150H157ZM64 150V149H63ZM167 150H169V152L171 151V153L169 154L168 153V151ZM76 151H77V154H76ZM124 151H125V153H124ZM172 151H173V153H172ZM188 151V152H187ZM53 152V151H52ZM251 152V151H250ZM191 153V154H190ZM51 154V153H50ZM190 154V157L188 156ZM262 154L260 155V156H262ZM32 155H33V153H32ZM25 156H27V155H25ZM52 155H50L49 156V158H48V156H47V159L48 160H44V162L46 161L47 163V165H48V163H50L51 164V162L53 163V162H55V169H57L58 171H59V169H60V167H58V166H60L58 163H60V162H58L59 160L57 159V158H55V157H52L51 159H50V157H51ZM174 156V155H173ZM203 156H204V158H203ZM250 156V157H249ZM31 157V156H30ZM28 158V156H27V159L29 160V159H32V158ZM32 157H34V156H32ZM187 157H189V159H188V161H186L185 159H187ZM21 158H22V156H21ZM54 158V159H53ZM68 158V159H69ZM119 158V157H118ZM117 158V159H118ZM178 158H176V160L178 159ZM258 158H260V157H258ZM257 158V159H258ZM25 159V158H24ZM26 159V160H27ZM46 159V158H45ZM50 159V160H49ZM56 159V160H55ZM117 159H115L116 161H117ZM199 159H201V160H199ZM227 159H230V160H227ZM264 157H261L258 161L259 162H264ZM107 160V159H106ZM105 160V161H106ZM115 160H114V162H115ZM168 160H170V159H168ZM22 161V160H21ZM104 161V160H103ZM103 161H102V163L101 164H104L103 163ZM104 161V162H105ZM123 161V157H120L119 159H118V161H117V165L115 166V168H113V163L112 164H110V163H108L109 162V160L108 161H106V165H105V168H104V165H103V168L102 167H100V165H99V163L96 165V162H93V165H91L92 167H88V169L86 168V170H85V174L83 173L81 176H77V175H75V176H71V177H69V187L70 188H72L73 190L71 191V193L69 194V195H65V193L64 192H62V190H60L59 192L60 193H58V195H54V197H51V196H49L50 197V199L48 198V197H45L48 193V191H49V189H48V186L46 187V185H44V186H42L43 184H46V182H47V184H49L48 183V181L47 180H52V179H54V177L51 179V178H47V180H45V179H43L42 177L43 176H40L39 177V179L38 180H36V182H38L39 181V189H38V193L36 192L35 193V196H33L32 194H30V196L29 197H27L26 196V198H25V196L24 197H22L23 198V200H22V198H21V204L19 205L20 206V210H18V211H20L18 214H17V217H15V222H19V221H21V216H22V218L24 217V219H25V215H27L28 214V216H29V213L28 212H30L31 213V211L32 210H34L33 209V207H35L36 208V206H37V208H38V211H39V206L41 205V212L40 213H36L37 215H32V219H31V221H33L34 222V224H35V220H36V222L37 223H39L40 221V223H41V225H44L46 222H43V220H45V218H47L46 219V221L51 217V219L53 218L56 222L58 221V222H60L57 226L55 225V226H53V228L52 229H50V232H48V227L46 226V225H44L45 227L43 228V229H41V231H39V232H36V233H31V232H33L32 231V227H30V225L31 226H33L34 224H33V222H32V224H31V221L29 220L28 221V219L26 220V222H28V224H26L27 226H28V228H23V230H22V232H20L21 234H20V237H18V239L17 240H15V241H13V242H15L14 244L13 243H11L12 245H11V249H12V252H11V249H10V247L8 248V246H10L9 245V243H10V241L7 243L8 245H6V248L7 249H10V251H8V252H10V255H9V253H7V252H4V253H6V254H3V252L1 253L2 255H0V259L2 258L3 259V261H5V260H7V262H8V264H12V262H14V263H23V264H34L32 261H31V255L29 256L27 253V257H26V254H22V256H21V253L27 248L28 249V246H30V245H32V243H34V244H36V245H38V246H42L43 244L45 245V243L49 246L50 244H52L51 243V240H49L48 239V236H50V237H53V238H58V240L59 241H63V243H64V245H65V243L68 245V246H71V244L69 243V242H67V240L65 241L64 240V235L66 236V234H68L69 233V231L71 232V229H72V231H73V225H74V227L76 226L75 224H77L78 223V225L81 223H79V222H76L77 220L76 219H81V218H83L84 216H85V213H87V211L86 210H82V209H80V210H76L74 207V209L73 208H71L72 206H70V207H68L69 206V204H68V202L72 199V198H74V197H77V196H80L82 193H83V190H86L89 194L91 193L92 195H93V199H92V202L95 204V210H98V209H101V208H104L103 207V204H104V206H105V200L103 201L102 200V198H105V193H103V186L105 187V183L107 182L106 181V179L108 178L109 179V177H111L112 175L114 176L115 174H117V172H118V168H117V166L119 167V165H121V162ZM26 162V161H25ZM24 162V163H25ZM28 162V161H27ZM26 162V163H27ZM44 162H43V164H44ZM225 162V161H224ZM258 162V163H259ZM25 163V164H26ZM114 163V164H115ZM170 163V162H169ZM219 163V164H220ZM258 163H257V166H258ZM23 164V163H22ZM56 164H58V166L56 165ZM61 165H62V163H60ZM109 164H110V166L112 167H110L109 166ZM45 165V164H44ZM43 165V166H44ZM46 165V166H47ZM54 165V164H53ZM52 165V166H53ZM107 165L110 167V168H108L107 167ZM163 165H165V163L163 164ZM45 166V168H47ZM52 166H50V169L52 168ZM102 166V165H101ZM123 166V165H122ZM230 166V165H229ZM244 166L247 168V169H249L248 171H244L243 170V168H244ZM177 167H179V166H177ZM183 167H185V168H183ZM109 170H108V169ZM119 168H121V166L119 167ZM169 168V167H168ZM174 168H176V167H174ZM246 168H244V169H246ZM91 169H92V171H91ZM112 169H118L117 170V172H116V170L113 172V170ZM171 169H173V168H171ZM179 169V168H178ZM186 169V170H185ZM230 169H232V168H230ZM32 170V169H31ZM54 170V169H53ZM57 170L56 171H54V173L56 174V172H57ZM107 170V171H106ZM121 170V169H120ZM240 170H241V172H240ZM112 171V172H111ZM122 171V170H121ZM238 171V172H237ZM250 171V172H249ZM65 171H63V173H64ZM120 172V171H119ZM194 172H196V173H194ZM231 172V173H232ZM26 173V172H25ZM52 173H53V171H52ZM60 173H62V171L60 172ZM60 173H58V175L60 174ZM109 173V174H108ZM112 175H111V174ZM230 173V172H229ZM230 173V174H231ZM258 173H260L259 171H258ZM88 174V175H87ZM163 174V175H162ZM164 172L163 173H161L160 172V174H158L156 177L157 178H154V180H153V178H152V181H150V182H148V183H146L145 182V184H143V182H142V185L140 186V187H142L145 191L142 193V188L140 189L141 191H139L140 192V196H141V194H142V197L144 198V199H146L147 200V202H149V203H153L154 204V199H151L152 197H154V196H157L156 194L157 193H159V194H161L163 191H165V192H163L164 194H166L167 195V193H168V196L170 195L169 194V192L171 191V189H170V191H168L169 189L167 188V183H169L168 182V178H166V176H164ZM195 174H196V176H195ZM229 174V175H230ZM29 175V174H28ZM110 175V176H109ZM30 176V175H29ZM84 176H86V177H89L88 178V180H84ZM164 176V177H163ZM199 176V177H198ZM234 176V175H233ZM21 177H23V176H21ZM20 177V178H21ZM25 177V176H24ZM56 177V176H55ZM85 177V178H86ZM198 177V178H197ZM27 178V177H26ZM24 179L23 178V180L25 181V183L22 181V179H21V183L23 184V185H25L26 183H28V182H31V179H29L28 181H26L27 179ZM30 178V177H29ZM40 178H42L43 179V181H42V185L40 184V182H41V180H40ZM68 178V177H67ZM166 178V179H165ZM195 178H197V179H195ZM87 179V178H86ZM132 179V178H131ZM247 179V178H246ZM251 179V180H252ZM9 180V182H10V180L11 179H8ZM34 180H35V178H33V184L35 183L34 182ZM104 180L106 181L105 183H104ZM88 181V182H87ZM132 181H134V180H132ZM132 181H130L131 183L130 184H132L133 182ZM136 181V180H135ZM12 182V181H11ZM44 182V183H43ZM201 182V183H200ZM204 182H207L206 181V179H205V181ZM203 182V183H204ZM214 182H216V181H214ZM20 183V184H21ZM104 183V184H103ZM194 183V184H193ZM202 183V184H203ZM16 184H18V182L16 183ZM32 184V185H33ZM129 184V183H128ZM128 184H120V185H116L117 187L114 189V187H112V188H109L110 190H108L109 191V193H113V192H117L118 193V191L120 192H122V189L123 188H125L126 186L127 187H129V185ZM138 184V183H137ZM210 184H211V182H210ZM26 185H28V184H26ZM25 185V187L26 188H28V186L30 185V183H29V185L28 186H26ZM103 185V186H102ZM192 185H189L190 186V188H191V186ZM204 185H205V183H204ZM213 184H211V186H212ZM81 186V187H80ZM187 186V185H186ZM201 186V185H200ZM207 186H209V184H207L205 187H206V189L208 188ZM250 186V187H251ZM16 187H20V185L18 186H16ZM24 187V188H25ZM30 187H32V186H30ZM196 187V186H195ZM210 187V186H209ZM214 187V186H213ZM215 187H218L217 186V184H216V186ZM21 188H22V186H21ZM83 189V190H78V189ZM132 188V187H131ZM135 188H138L139 189V186L138 187H136L135 186ZM165 188H166V190H165ZM186 189H187V191H186V196L185 197H182V198H184V199H186V198H188V201H189V203H192L191 201H195V200H197V198L196 197H199L200 195H201V190H200V188L199 187H196L197 189L199 188V192L196 190V188H194L195 190H193V189H190L189 187L187 188V187H185ZM18 188H16V191H17V195H18V193L20 192V190H17ZM20 189V188H19ZM47 189H48V191H47ZM114 190L113 192H112V190ZM118 189V190H117ZM127 189V188H126ZM129 189V188H128ZM188 189H190V190H188ZM203 189V188H202ZM206 189H204V190H206ZM210 189V188H209ZM208 189V190H209ZM27 190V189H26ZM132 190V189H131ZM148 190V191H147ZM191 190H193L194 192L195 191H197V192H195V193H193V191H191ZM215 190H216V188H215ZM19 191V192H18ZM81 191V192H80ZM105 191V190H104ZM107 191V190H106ZM124 191V190H123ZM185 191V190H184ZM191 191V192H190ZM207 191V190H206ZM209 191H211V190H209ZM21 192H24V190H23V188L21 189ZM26 192V191H25ZM24 192V193H25ZM133 192V191H132ZM135 192V191H134ZM161 192V193H160ZM212 192V191H211ZM63 195H62V194ZM104 195H103V194ZM106 193H108V192H106ZM108 193V194H109ZM170 193H172V191L170 192ZM15 192H14V195L12 194L11 195V198H13L15 195ZM23 194V193H22ZM158 194V196H162V195H159ZM200 194V195H199ZM205 195H206V193H204ZM203 194V195H204ZM45 195V196H44ZM61 195V196H60ZM208 195V194H207ZM206 195V196H207ZM13 196V197H12ZM31 196H33L34 198H37V197H39V199L37 198V199H34L33 197H31ZM48 196V195H47ZM81 196H83V195H81ZM172 196V195H171ZM170 196V198H172ZM205 196V198L207 199V197L209 198V200H210V198H213L214 197V193H213V195L211 194L210 196H212V197H210L209 195L206 197ZM217 195L215 194V197H216ZM258 196V195H257ZM256 195H255V197H257ZM42 197H45V198H43V200H45L46 199V201H44V202H46L45 204L46 205H44L45 206V210H43L42 211V207H43V205H42V202L43 201H41L42 200ZM102 197V198H101ZM201 197V196H200ZM19 198H20V193H19ZM18 198V199H19ZM48 198V199H47ZM53 198V199H52ZM235 198H237V200L235 199ZM238 198L239 197H236V195L234 196V202L236 203L235 205H237L236 206V208H237V211L235 212V213H229V212H225L223 209H222V207L221 208H219V209H222L225 213H224V216L225 215H227V216H225V219H227V220H224V221H226L225 222V225H224V222L222 223V229H221V232H223L221 235L224 237V241H223V246H222V244H221V242H222V236L220 237V236H218V238L220 237V242H218L219 241V239L218 238H215L216 239V241H212L213 243H212V246L214 245H216V244H218V243H220L219 245H217V246H220L221 245V247L223 248L225 245L228 247H226L227 248V250L229 251V253H235L236 254V256L237 257H235V259H237V258H240L242 255H243V252H245V253H247L248 255L249 254H251V252H252V254L251 255H254L253 257V261L255 262V260L257 259V258H259V259H262V257H264V251H263V247H264V240H262V238H261V242H260V240H258V239H256L255 241H254V243L256 242V243H258V247H256V246H254L255 244H253V243H251L250 241H248V237H247V235H250V232H251V234H253V232H252V230L254 231V230H257L258 231V235H260L259 233L261 232V230L262 229H260V228H262V226H264V206H262V205H260L258 208H257V210L255 211V213L253 212V214H249V212H247V213H245L244 212V208L242 207V209L241 208H239V207H241L240 205H241V199H239L240 201H238ZM15 198H13V200H14ZM41 199V200H40ZM101 199V200H100ZM173 199V198H172ZM200 199V198H199ZM198 199V200H199ZM201 199H204L203 197L201 198ZM259 199V197H257V198H255V199H253V200H255L254 201V203L256 204V203H258L257 204V206L261 203V202H259V201H257ZM40 201V202H39ZM102 201V202H101ZM238 201V202H237ZM43 202V203H44ZM90 202V201H89ZM240 202V203H239ZM40 203V204H39ZM84 203H85V201H84ZM103 203V204H102ZM187 203V202H186ZM188 203V205L190 206V204ZM39 204V205H38ZM90 204H92V203H90ZM102 204V205H101ZM223 204V203H222ZM262 204V203H261ZM93 205V204H92ZM188 205H186V206H188ZM221 205V204H220ZM82 206V205H81ZM192 206V205H191ZM223 206V205H222ZM260 207H262V208H260ZM84 208V207H83ZM225 209H228V208H226L225 207ZM31 210V211H30ZM222 210H220V211H222ZM37 211V212H38ZM104 211V210H103ZM219 211V212H220ZM258 211V212H257ZM85 212V213H84ZM104 212H106V211H104ZM103 212V213H104ZM257 212V213H256ZM229 213V214H228ZM231 214V215H230ZM248 215V216H245V215ZM106 213H104V216L106 217ZM30 216H31V214H30ZM65 217V219H64V217ZM109 218H111L110 216H109V214L107 215ZM232 216H234V218L232 219L231 217ZM35 217V218H34ZM62 217H63V219H62ZM227 217V218H226ZM246 217V218H245ZM248 217H251L252 218V220L250 221L251 222V224H252V226H254V227H257L256 229H251L250 230V232L249 231H246V230H249L250 228L249 227H251L252 228V226H251V224L249 225V223L250 222H246V223H244L246 220L245 219H247V221H248ZM17 218V219H16ZM27 218V217H26ZM109 218L108 219H106V220H108V222H109ZM20 219V220H19ZM51 219H49V221L51 220ZM62 221H61V220ZM84 219V218H83ZM82 219V220H83ZM40 220V221H39ZM60 220V221H59ZM244 220V221H243ZM250 220V219H249ZM64 221V222H63ZM110 221H112V220H110ZM241 221L244 223V224H247L246 226H248V229H247V227L243 224V226L241 225ZM55 222V223H56ZM57 222V223H58ZM63 222V223H62ZM67 222V223H66ZM82 222H84V221H82ZM107 222V221H106ZM107 222V223H108ZM30 223V224H29ZM44 223V224H43ZM51 223H53V221H51ZM75 223V224H74ZM107 223H106V225H105V231L107 230V226L108 227H110V228H112V229H110V228H108L109 229V231H108V233H109V238L110 237H112V238H114V239H112V241H111V239H109V238H107V241H111V242H105V243H103V245H105V246H103V245H101L102 247H104L103 249L102 248H100V251L102 252V256H104V254L105 253H103V251H107V248H110L111 246H113V248L111 249V250H114L115 248V246H116V243H117V240L119 241V239L121 240V241H126L127 240V242H125L123 245H126V244H129L128 242L130 241L129 239H127L126 237V239L124 238V237H122L121 235L123 234H125V230L123 231V229H120L119 227L118 228H116L117 230L115 231V228L113 227L114 225L113 224H111L110 222V225H112V227L111 226H109V224L107 225ZM17 224V223H16ZM82 225V227H77V228H83L84 227V229H85V227H86V230H88V227L87 226H83V223H81ZM85 224V223H84ZM19 225V224H18ZM86 225H88V224H86ZM91 225V224H90ZM17 226V225H16ZM123 226V225H122ZM261 226V227H260ZM47 227V228H46ZM91 227V226H90ZM104 227V226H103ZM221 227V226H220ZM242 227V228H241ZM244 227H246L244 230L246 231V234H247V232H248V234L246 235L245 234V232L243 231V230H240V229H243ZM253 227V228H254ZM258 227H259V229H260V231L258 230ZM31 228V229H30ZM45 228L47 229V230H45ZM92 228V227H91ZM114 228V229H113ZM15 229V228H14ZM83 229V230H84ZM102 229H104V228H102ZM120 229V230H119ZM263 229H264V227H263ZM31 230V231H30ZM42 230H44L43 232H42ZM85 230V231H86ZM111 230H112V232H111ZM119 230V232L118 233H120V231L122 232L123 231V233H120L119 235H117L118 233H117V231ZM223 230V231H222ZM240 230V231H239ZM106 231V232H107ZM192 231V230H191ZM14 232V231H13ZM16 232V231H15ZM15 232L13 233V234H15ZM48 233V235H47V233ZM88 232V236L89 235H91L90 234V230H88L87 231ZM103 232H104V230H103ZM113 232H114V234H115V232L117 233V234H113ZM255 232V231H254ZM263 232V233H262ZM261 232V237H263V239H264V230ZM85 233V232H84ZM92 233V232H91ZM199 233V232H198ZM87 233H85V235H86ZM113 234V235H112ZM111 235V236H110ZM116 235H117V237H116ZM193 235V233H190V237ZM197 234L195 233L191 238H189L190 240H188L187 238V240H188V242H192V245L194 246V249L196 250V253L198 254L199 252H202L203 251V249H202V246H200L199 245V243H200V238H199V236L197 237L196 236ZM220 235V234H219ZM88 236H86V238L88 237ZM119 236H121L120 238H119ZM126 236V235H125ZM188 237H189V235H188ZM205 237V236H204ZM217 237V236H216ZM251 236H249V238H250ZM255 237V236H254ZM13 238H15V237H13ZM19 238H20V240H19ZM124 238V239H123ZM196 238H199V239H197L199 242H197V240H196ZM252 238V239H251ZM250 239H251V241L253 240V237H251ZM260 238V237H259ZM11 239V238H10ZM117 239V240H116ZM249 239V240H250ZM116 240V241H115ZM218 240V241H217ZM59 241H57L53 246L52 245H50V246H52V247H55V246H57L58 245V243H59ZM259 241V242H258ZM113 242V243H112ZM217 242V243H216ZM262 242H263V244H262ZM31 243V244H30ZM48 243H50V244H48ZM112 245H111V244ZM121 243V242H120ZM250 243V247H251V251H250V253L248 252L249 251V249H248V251L246 250V248L247 247H249L248 246V244ZM259 243L260 244H262V246L260 247L259 246ZM80 244H82V242L81 243H79V244H73V246H75V247H81V246H83V245H80ZM83 244H85L84 242H83ZM119 244V243H118ZM131 244V243H130ZM185 244H187V242L185 243ZM183 245V250H184V246H186V245ZM251 244H253V245H251ZM28 245V246H27ZM47 245H45L46 247H47ZM108 245V246H107ZM110 245V246H109ZM123 245H121L122 246V250H118V251H116L115 252V250L114 251H112V253L113 252H115L116 254H118V256L120 255V252L119 251H121V256H116L117 257V259H118V261L119 262H117V259L113 256V255H111L110 256V254H107V255H109V256H107V255H105L106 256V258L107 257H110V262H109V259H108V261L105 259V256L103 257V260L105 259V261H107V264H108V262L110 263V264H116V262L117 263H120V262H124L125 264H130V261H129V259H127L125 256H124V258H123V253H122V251L125 249V247H128V246H130V245H128V246H123ZM191 245V244H190ZM24 246H25V248H24ZM182 246V245H181ZM210 247V249H212L213 247ZM217 246H215V248H214V250H216V252H218L217 251ZM65 247H66V245H65ZM192 247V246H191ZM190 247V248H191ZM5 248V250L4 251H7V249ZM21 248H23V250L21 249ZM42 248V247H41ZM51 248V247H50ZM105 248H106V250H105ZM188 248V247H187ZM219 248V250L221 249L220 247H218ZM260 248H262V250L260 249ZM57 249L59 250V247H57ZM191 249H193V248H191ZM210 249H209V251H210ZM245 249V250H244ZM14 250V251H13ZM20 250H22V252L20 251ZM48 250H51V249H49V247H48ZM53 250V249H52ZM51 250V251H52ZM58 250H55V253L56 252H60V251H58ZM182 250V251H183ZM190 250V249H189ZM19 253H18V252ZM181 251V252H182ZM15 252H17V253H15ZM108 253H109V250L107 251ZM118 252V253H117ZM180 252V253H181ZM184 252H186V250H184L182 253H181V255H179L180 257L182 256V259H183V263H184V261H186V259L185 258H183V256L185 255V257L186 258H188V256H187V252L186 253H184ZM53 253H54V251H53ZM111 253V254H112ZM190 253H191V251H190ZM190 253L188 254V255H190ZM193 253V252H192ZM232 253V254H233ZM11 254H12V256H11ZM20 254V255H19ZM184 254V255H183ZM232 254H230V255H232ZM234 254V255H235ZM207 255H208V253H207ZM250 255V256H251ZM5 256V257H4ZM25 256V257H24ZM113 256V259H111V257ZM197 257L196 256V254H192V256L190 257L189 256V258L187 259V261H189V260H191L190 261V263L189 264H198V262H200L201 261V259H202V257L201 256H198V257H200V259L198 258V260H200V261H198L197 260V258H195V257ZM206 255L204 254L203 255V259H204V262L203 263H206L207 261H208V263H209V261H213V262H211V264H214L215 263V261L212 259V260H210V257H208V256H206ZM13 257L15 258V260L13 259ZM22 257V260L23 261H21L20 262V258ZM33 257V256H32ZM83 257H85V260L83 259L82 260V258H81V260L80 261H78L77 262V264H89V257L88 256H83ZM86 257H88V260H87V258ZM123 258V261L120 259V258ZM193 257V258H192ZM232 257H233V255H232ZM257 257V258H256ZM261 257V258H260ZM25 258V259H24ZM126 258V259H125ZM209 259V260H207V259ZM234 258V257H233ZM242 258H244V256L243 257H241V259ZM2 259H1V261H0V263H2ZM18 259V260H17ZM33 259V258H32ZM91 259V258H90ZM180 259V258H179ZM197 260L196 262H194L195 260ZM246 257L244 258V261L245 262H241V261H236V264L237 263H241V264H246L247 262H249L250 263V260H247L246 261ZM250 259V258H249ZM17 260V261H16ZM102 260V261H103ZM116 260V261H115ZM126 260V261H125ZM166 260V261H165ZM175 260V259H174ZM174 260H168V259H166V258H161V261L159 262V264H176L177 263V261H174ZM251 260H252V258H251ZM258 260V259H257ZM25 261V262H24ZM128 261V262H127ZM145 260H138V261H136V262H132L131 264H143V262H144ZM163 261V262H162ZM193 261V262H192ZM259 261V260H258ZM115 262V263H114ZM147 262V261H146ZM146 262H144V263H146ZM175 262V263H174ZM4 263V262H3ZM5 263H6V261H5ZM4 263V264H5ZM123 263V264H124ZM185 263H187V262H185ZM184 263V264H185ZM202 263V262H201ZM207 263V264H208ZM239 263V264H240ZM249 263H247V264H249ZM263 263V262H262ZM261 263V261L259 262V264H262ZM121 264V263H120ZM179 264H181V263H179ZM188 264V263H187ZM252 264H254L253 262H252Z\"/></svg>","mask_w":264,"mask_h":264},{"label":"snow or ice","instance_id":"snow-or-ice-1","mask_svg":"<svg viewBox=\"0 0 264 264\" xmlns=\"http://www.w3.org/2000/svg\"><path fill=\"white\" fill-rule=\"evenodd\" d=\"M262 3H264V0H262Z\"/></svg>","mask_w":264,"mask_h":264}]
</instances>
